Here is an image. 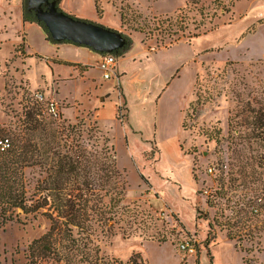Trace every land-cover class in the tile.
I'll list each match as a JSON object with an SVG mask.
<instances>
[{
  "label": "rangeland",
  "instance_id": "374dc122",
  "mask_svg": "<svg viewBox=\"0 0 264 264\" xmlns=\"http://www.w3.org/2000/svg\"><path fill=\"white\" fill-rule=\"evenodd\" d=\"M218 4L224 9L212 0H57L65 13L130 39L120 54L124 42L94 50L116 57L109 79L98 65L74 63V46L46 40L37 23L24 24L21 42H0L4 137L24 110L48 117L45 100L31 97L40 91L58 101L62 119H83L114 146L123 200L113 229L96 227L101 254L126 260L139 252L147 264H264V214L253 208L264 203L255 157L262 147L228 133L238 103L264 100V0ZM166 17L171 30L160 23ZM74 65L87 75L74 77ZM40 78L44 86L35 85ZM24 172L30 184L39 176ZM16 212L19 221L0 230V264H27V245L48 226L39 213ZM186 241L193 251L180 248Z\"/></svg>",
  "mask_w": 264,
  "mask_h": 264
},
{
  "label": "trees",
  "instance_id": "16d2710c",
  "mask_svg": "<svg viewBox=\"0 0 264 264\" xmlns=\"http://www.w3.org/2000/svg\"><path fill=\"white\" fill-rule=\"evenodd\" d=\"M185 1L194 6L204 0ZM212 1L224 9L223 4H218L221 0ZM57 9L61 10L58 5ZM199 13L204 15L201 9ZM171 19L160 20L168 21L164 29H172ZM22 20L37 23L46 33V40L56 42L34 11H28L25 0ZM123 37L125 44L118 54L130 44V39ZM36 113L33 107L24 110L20 127L8 130L9 148L0 150V230L9 222L19 221L18 208L48 220L45 231L27 245V264H146L139 252H132L126 260L101 254L94 241L96 227L113 229L122 206L123 184L118 178L113 144L87 127L81 118L71 122L62 119L61 114L44 117ZM4 132L6 128L1 126L0 138ZM231 132L262 147L255 157L257 165L264 169V100L238 103L228 117V133ZM27 167L39 173L31 184L25 178ZM257 206L254 210L264 214V203ZM227 236L232 238L229 233Z\"/></svg>",
  "mask_w": 264,
  "mask_h": 264
},
{
  "label": "water",
  "instance_id": "95a60500",
  "mask_svg": "<svg viewBox=\"0 0 264 264\" xmlns=\"http://www.w3.org/2000/svg\"><path fill=\"white\" fill-rule=\"evenodd\" d=\"M27 8L34 11L35 17L43 22L49 36L56 42L66 41L97 51H110L123 42L125 44V38L119 33L117 40L108 28L58 10L57 0H28Z\"/></svg>",
  "mask_w": 264,
  "mask_h": 264
},
{
  "label": "crops",
  "instance_id": "0c3cea01",
  "mask_svg": "<svg viewBox=\"0 0 264 264\" xmlns=\"http://www.w3.org/2000/svg\"><path fill=\"white\" fill-rule=\"evenodd\" d=\"M10 1L11 0H0V34L2 35L0 37L1 43L6 42L8 40L12 41V43L21 42L22 37L20 38L17 36L20 35V32L23 31L24 24L35 23V22H24L22 20V0H16V1L14 0L11 2ZM63 2H64V0H62V3ZM15 22L17 23V28H14L12 26ZM12 35H15L14 38L11 37ZM22 35H23V33H22ZM64 44H66V42ZM69 44L74 46V63H78V64L79 63H81V64H85V63L90 64L91 63L94 66L98 65L100 58H99V55L96 52H94V50H92L91 48H89L87 46H83V45H76V44H71V43H69ZM36 53H37V55H39L38 52H36ZM76 54H81L82 58L80 56H77ZM48 57H50V56H48ZM26 58H30V56H26ZM51 63H53V62H51ZM52 71L55 72L56 70L55 71L52 70ZM52 71H51L50 76H52ZM87 72H88V69L80 71L79 68H77L74 65V77H78V78L84 77L85 75H87ZM54 75H56L59 79H62V77H61L62 75H60L59 73L58 74L54 73ZM39 77H41V72L39 74ZM45 84H46L45 80L40 78L38 80V82H36L35 85L36 86H44ZM30 85H31V88H33L35 86V85H33V87H32V84H30ZM126 107H127V105H126ZM132 131H135V130H132ZM146 264H147V262H146Z\"/></svg>",
  "mask_w": 264,
  "mask_h": 264
},
{
  "label": "built area",
  "instance_id": "2783aa9c",
  "mask_svg": "<svg viewBox=\"0 0 264 264\" xmlns=\"http://www.w3.org/2000/svg\"><path fill=\"white\" fill-rule=\"evenodd\" d=\"M115 64H116V57L111 53H106L102 55L98 62V67L102 71V77L104 79H108L115 75ZM31 97L36 101H43L44 102V111L47 113L48 116L57 117L60 114V107L58 101L53 99H45L44 93L40 91H34L31 94ZM10 146V141L7 137L0 138V150H6ZM207 170L211 173L213 171V167L209 166ZM181 249H185L187 251H193L192 246H190L187 241L180 242L179 244Z\"/></svg>",
  "mask_w": 264,
  "mask_h": 264
}]
</instances>
